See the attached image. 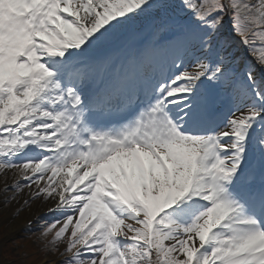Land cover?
Masks as SVG:
<instances>
[{
	"label": "snow or ice",
	"instance_id": "6c2138e0",
	"mask_svg": "<svg viewBox=\"0 0 264 264\" xmlns=\"http://www.w3.org/2000/svg\"><path fill=\"white\" fill-rule=\"evenodd\" d=\"M0 180L58 264H264V0H0Z\"/></svg>",
	"mask_w": 264,
	"mask_h": 264
},
{
	"label": "rangeland",
	"instance_id": "374dc122",
	"mask_svg": "<svg viewBox=\"0 0 264 264\" xmlns=\"http://www.w3.org/2000/svg\"><path fill=\"white\" fill-rule=\"evenodd\" d=\"M2 183V181H0ZM4 213H0V259L2 264H51L43 249V243L38 239L39 233L36 227L26 233L10 236L7 227V219ZM63 245H61V249ZM2 255V256H1ZM48 257V258H47ZM58 257V254H57ZM58 264V261H55Z\"/></svg>",
	"mask_w": 264,
	"mask_h": 264
},
{
	"label": "bare ground",
	"instance_id": "6f19581e",
	"mask_svg": "<svg viewBox=\"0 0 264 264\" xmlns=\"http://www.w3.org/2000/svg\"><path fill=\"white\" fill-rule=\"evenodd\" d=\"M235 42H237V44H238V46L240 48H244V46L242 44H239L238 40H236ZM0 181H2V180H0ZM35 211H36L35 207L32 209L31 213L29 211H24L16 219H12L10 213L6 214V216L7 215L10 216L7 219V223H8L7 227L9 229V231H10V236L11 237H14L15 235H17L19 233H26L27 231H29V229H27L25 227V225L27 224V222L29 220H34V217H33L32 213H34ZM35 227H36V223L34 221L32 229L35 228ZM48 257L52 259L51 264H55V261H58V257L52 256L51 254H49ZM0 264H2L1 263V259H0Z\"/></svg>",
	"mask_w": 264,
	"mask_h": 264
}]
</instances>
